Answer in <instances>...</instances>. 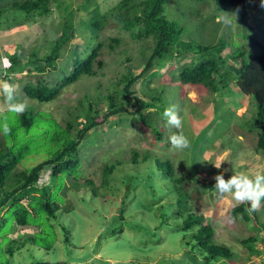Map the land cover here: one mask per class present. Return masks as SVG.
<instances>
[{"label":"rangeland","instance_id":"rangeland-1","mask_svg":"<svg viewBox=\"0 0 264 264\" xmlns=\"http://www.w3.org/2000/svg\"><path fill=\"white\" fill-rule=\"evenodd\" d=\"M117 1L50 0L49 12L44 16L36 15L32 20L29 18L25 22H14V18L20 20L18 17L22 16L21 12L12 11L2 16L0 78L10 79L17 85L18 99L26 101L28 106L33 105L35 109L51 114L62 127L72 118L70 113L78 107L77 102L80 100L90 102L93 111L103 110L99 111L100 114L96 117L97 126L87 134L86 139L90 144L82 145L77 151L84 168L83 177L77 180L79 186L74 189L66 182L64 204L60 205L63 214L59 217V223L70 228V245L66 247L64 243L60 224L50 220L56 234L50 251L39 250L27 244L22 249L15 250L12 256L7 254V259H1L0 264L202 262V254L197 248L191 247L195 243L192 237L194 231H179L183 218L177 215V192L171 180L160 174L157 161L169 162L172 165L174 179H185L182 186L189 194L186 198L188 211L184 216L191 213L202 217L203 224H209L213 229L214 242L232 251L233 258L223 263L264 264V207L256 211V214H249L251 220L246 222L240 214H237L236 218L230 214L234 207L239 206L231 196L221 200L213 193L214 177L217 174L223 173L225 179H228L241 172L250 175L257 171L264 172V159L255 151L256 131L252 123L248 122L253 109L249 97H241L239 93L226 95L223 93L225 91L212 94L206 90L178 88L172 83L170 75H173L177 66H182L184 61H175L163 70L158 69V77L152 78L153 72L149 70L144 78L137 80L131 87V97L140 96L142 92L151 95L149 91L152 89L160 91L162 88L163 95L168 99L166 107L171 104L178 105L182 118V127L176 129L166 126L164 117L161 120L156 116V119H159L158 132L163 134L160 139L138 121V114H132L139 107L137 102L131 98L125 99L122 92L115 93L123 88L124 84H119L118 78L125 74V67H135L134 72L138 74L143 65L137 57L138 44L133 40L130 31L123 29L121 16L111 15L99 33L98 41L102 42V47L96 61H102L103 67L98 69L95 63V75L83 77L64 87L56 99L45 104H36L22 96L24 84L34 82L37 78L44 79L51 85L59 82L62 72H65L70 64L74 46L85 42L82 37H89L83 23L90 13L95 9L90 17L94 18L98 15L97 8L102 13ZM207 2L202 6L197 0H165L163 15L168 20L183 25L196 42L204 43L207 33L200 21L203 20V15L206 16L210 11L211 1ZM244 3L246 24L250 29L262 34L264 0H244L241 4ZM237 8L228 13L235 15L237 24L229 28L231 36L236 34L235 28L238 27L240 3ZM66 21L68 26H73L74 32L70 33L71 38L62 45L54 69H47L43 74L24 71L5 75L10 65V56L16 50L19 49L22 53V59L32 50H35L39 58L47 54L52 47L51 42L61 36ZM227 28L223 20L219 30ZM19 45L21 48H18ZM149 80L151 81L147 85L146 81ZM145 85L148 87L145 88ZM106 95H114V102L123 105L128 111L104 121ZM97 96L100 101H96ZM154 110L155 108L147 111ZM14 117V114L6 111L4 100L1 98L0 123H8L9 119ZM84 122L87 121L81 120L75 126L81 129L85 126ZM177 132H183L191 141L190 148L183 152L173 150L168 140L170 135ZM133 153L138 154L137 163L130 160ZM145 156L147 157L144 160ZM29 157L35 159L22 160L18 170L24 166H34L44 159L35 154ZM116 161H120V164ZM111 165L114 169L106 173V168ZM47 178L48 173L44 174L39 182L43 183ZM187 178L191 181L188 182ZM86 180L93 182L96 196L92 194L91 186L85 184ZM105 180L106 183L103 184ZM175 185L177 188L182 187ZM7 237L17 239L15 232L10 230L0 235V242H4L3 239ZM248 238L255 239L253 244L258 252L257 256L252 257L251 251L242 244V241Z\"/></svg>","mask_w":264,"mask_h":264},{"label":"trees","instance_id":"trees-1","mask_svg":"<svg viewBox=\"0 0 264 264\" xmlns=\"http://www.w3.org/2000/svg\"><path fill=\"white\" fill-rule=\"evenodd\" d=\"M197 1L202 6L207 4V1H211L210 11L206 16L203 15V20L200 21L207 33L204 43L196 42L183 25L170 21L163 15L165 0H118L102 13L97 8L98 15L90 18L94 9L83 23L84 28L89 32V37H82L85 42L74 46L70 64L61 74L62 79L55 85L41 78L25 83L22 96L36 104H45L56 99L64 87L83 77L95 75L94 64L96 63L98 69L103 67L102 61H96L102 47V42L98 41L99 33L108 22L110 15L121 16L123 29L130 31L133 40L138 44L137 57L143 69L135 74V67H125V74H121L118 78V83L124 84L123 88L115 93L122 92L125 99L131 98L137 102L139 107L132 114H138V121L151 129L160 139L163 138L162 132H158V120H163V112L168 102L167 97L163 95V89L148 90L151 95L142 92L140 96L133 97L130 89L137 80L144 78L149 70L153 72L152 78L158 77V69L163 70L175 61L177 63L184 61L182 66H177L176 72L170 75L172 83L178 88L206 90L212 94L225 91L223 93L226 95L239 93L241 97H249L253 109L248 122L252 123L256 131L255 151L264 159V32L259 34L246 24V4H241L244 0ZM49 2L50 0H0V23L2 16L12 11L22 14L18 17L20 20L14 18L16 20L14 22H25L29 18L32 20L36 15L44 16L49 12ZM239 3L240 13L237 15L239 23L235 28L236 34L231 36L232 32L229 31L231 28L219 30V27L224 20V13L238 9ZM71 32H74L73 26H68L66 21L59 39L51 42L50 51L41 55V58L35 50H32L22 59V53L19 49L16 50L10 56V65L6 74L24 71L43 74L48 71L47 69H54L59 51L71 38ZM113 41L118 42L116 39ZM18 48L21 46L19 45ZM150 81H146L147 85ZM147 85L145 88L148 87ZM113 96L104 97L105 101L107 100L104 121L128 111L123 105L115 103ZM1 98L3 97L0 96ZM96 101H100L99 96L96 97ZM77 105L73 113H70L72 118L65 123V127L57 124L51 114L30 105L22 115H15L13 119H9L8 124L12 129L10 135L0 134V213H2L0 235L11 230L17 236L16 240L7 237L3 239L4 242H0V260L5 259L7 254L12 256L15 250H20L27 244L46 252L53 247L56 234L50 220L59 223V217L63 214L60 205L64 204L66 182L74 189L79 186L77 180L83 177L84 168L77 151L82 145L90 144L86 139L87 134L97 126L96 117L100 114L99 111L103 110L93 111L92 104L82 100L78 101ZM154 108L153 112L147 111ZM145 111L147 113H144ZM156 116L160 118L156 119ZM81 120L87 122H84L85 126L79 129L75 124H79ZM34 138L40 140L34 141ZM32 154L44 159L34 166H24L18 170L22 160L35 159L29 157ZM137 156V153H133L131 162L137 163ZM116 163L120 164V161ZM156 165L160 174L171 180L177 192L179 206L177 215L183 218L179 224V231L184 233L194 231L192 237L195 243L191 247L197 248L203 256V261L198 264L220 263L218 261H222L220 264H227L223 261L231 260L234 255L228 247L214 242L212 227L203 224L202 217L195 214L188 213L184 216L188 211L186 198L189 194L182 186L185 179L173 178V169L169 162L157 161ZM113 169L114 166L111 165L105 172L110 173ZM46 173H48L47 180L40 183ZM187 180L191 181L190 178ZM105 183L106 180L103 184ZM85 184L91 186L92 194L96 196L93 182L86 180ZM175 184L182 187L177 188ZM244 209V205L236 206L230 214L234 218L240 214L243 220L249 222L251 219ZM115 219L116 217L113 218L114 222ZM60 226L67 247L71 243V231L62 224ZM254 242V238L242 241V244L251 251L252 257L258 254Z\"/></svg>","mask_w":264,"mask_h":264},{"label":"clouds","instance_id":"clouds-1","mask_svg":"<svg viewBox=\"0 0 264 264\" xmlns=\"http://www.w3.org/2000/svg\"><path fill=\"white\" fill-rule=\"evenodd\" d=\"M223 19L225 27L231 28L234 24L237 25L235 15L224 13ZM5 75L7 74L5 73ZM0 96L3 97L6 111L14 115H22L28 107L26 101L18 99L17 85L13 84L10 79L0 78ZM163 117L166 119V126L176 129L182 127L178 105L171 104L165 108ZM11 131L7 121L0 123V134L7 136L11 134ZM168 140L171 148L178 152H183L191 146L189 137L183 132L173 133ZM220 166L217 168L219 169ZM214 180L213 193L218 199L223 200L231 196L237 205H248L244 209L248 214L264 207V172L257 171L251 175L241 172L233 174L228 179H225L224 174L220 173L214 177Z\"/></svg>","mask_w":264,"mask_h":264}]
</instances>
